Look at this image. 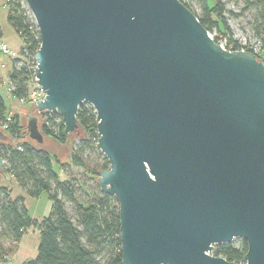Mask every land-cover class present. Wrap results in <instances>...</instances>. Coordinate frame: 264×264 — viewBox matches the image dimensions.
Instances as JSON below:
<instances>
[{"label":"water","instance_id":"water-1","mask_svg":"<svg viewBox=\"0 0 264 264\" xmlns=\"http://www.w3.org/2000/svg\"><path fill=\"white\" fill-rule=\"evenodd\" d=\"M25 2L45 93L28 139L47 140L43 112L77 138L92 107L121 264H235L211 252L236 238L245 264H264V62L224 49L179 0Z\"/></svg>","mask_w":264,"mask_h":264},{"label":"trees","instance_id":"trees-1","mask_svg":"<svg viewBox=\"0 0 264 264\" xmlns=\"http://www.w3.org/2000/svg\"><path fill=\"white\" fill-rule=\"evenodd\" d=\"M3 1H6L8 8V23L23 42L20 54L24 55L25 50L33 55L40 45L35 23L26 15L19 1ZM179 1L195 15L209 34L216 31L225 37L228 47L232 46L233 50L238 48V41L233 39L227 25L225 7L221 0H197L198 13L184 0ZM242 2L244 7L241 14L253 10L250 26L255 39L264 42V0ZM213 40L219 42L218 38ZM256 57L261 60L259 56ZM10 64L8 80L13 86L11 97L17 100L27 95V81L31 71L24 61L14 60ZM9 116L7 129L2 130L1 127ZM56 116L59 117L52 115ZM77 121L80 129L77 138L64 134L62 121L55 126V130L42 123L40 129L47 139L51 138L58 144H65L69 138L79 141L76 149L71 150L69 165L81 170L84 178L90 181L93 188L91 196L76 179L59 178L54 167V158L46 150L32 145L26 126L21 125L17 114L9 113L6 98L0 94V131L8 137L0 140V158L5 165L3 175L0 176L12 179L25 196L30 198H38L45 193L51 203L46 217L41 220L33 219L25 206L24 196L13 197V190L9 185H0V264L7 263L8 254L16 250L24 234L33 227L39 232L36 256L22 264H121L118 203L113 196L100 191L93 177L107 170L108 162L95 147L98 135L95 113L90 105L83 103L79 106ZM86 150L102 157V164L84 168L81 157ZM60 171H64L61 165ZM80 192L88 196L90 201H79ZM58 196L73 203L76 225L66 213ZM246 251V242L240 240L238 245H215L211 255L231 263L245 264L243 257Z\"/></svg>","mask_w":264,"mask_h":264},{"label":"rangeland","instance_id":"rangeland-1","mask_svg":"<svg viewBox=\"0 0 264 264\" xmlns=\"http://www.w3.org/2000/svg\"><path fill=\"white\" fill-rule=\"evenodd\" d=\"M3 0H0V32H1V40L7 45L10 50L15 52H19L23 46L22 39L20 36L14 31V29L10 26L7 20L8 8L6 5V1L3 5ZM19 1L21 7L25 10L26 15L31 18L34 22L32 15L26 5L25 0H17ZM191 8L198 13L199 5L197 0H184ZM212 2V1H211ZM225 7L224 16L226 18L227 25L230 29L231 36L235 40H246L252 41L255 39L252 28L250 26L251 16L253 14V10L246 11L243 15L241 14L244 4L242 0H221ZM212 38H218L219 41H223L225 37L216 31H212L210 33ZM7 66V67H6ZM11 64L4 65V67L0 66V81L2 84L7 83V80L4 79L6 74L10 71ZM3 75L5 77H3ZM3 78V79H2ZM0 94L5 97V92L0 90ZM40 121V120H39ZM41 122H39L40 124ZM26 125V124H25ZM41 125V124H40ZM26 134V132H25ZM26 138V137H25ZM27 139V138H26ZM77 139L69 138L65 144H58L53 141L51 138H48L44 144H36L32 143L33 146L39 149L46 150L53 158H54V167L58 172L59 178H72L76 179L81 183L85 191L92 195L93 188L91 186L90 181L84 178L82 175V171L76 167L69 165V158L71 155V150L76 149L78 145ZM10 143H14L12 140ZM99 152V151H98ZM83 161L84 168L89 169L95 165L102 164V157H97L93 155L91 152L86 150L81 157ZM60 165L63 166V172L60 171ZM5 167V165H4ZM4 177V176H3ZM94 180L98 177L97 175L93 176ZM9 177H7L8 179ZM5 180V185H9L12 188V196L15 197L19 194L24 196L25 198V206L28 209L30 217L36 220H41L43 217H46L50 211L51 203L47 199V195L42 193L38 198H30L25 196L23 190L12 180ZM59 199L63 202V208L66 213L71 218L74 225L77 224L76 216L74 212L73 203L64 200L61 196H58ZM79 201L88 202L90 198L86 196L83 192H80ZM241 239H234L231 244L238 245ZM39 243V232L36 228H30L22 237L19 242L16 250L11 254L9 253L7 256V263L5 264H22L26 261L32 260L36 256L37 247Z\"/></svg>","mask_w":264,"mask_h":264},{"label":"built area","instance_id":"built-area-1","mask_svg":"<svg viewBox=\"0 0 264 264\" xmlns=\"http://www.w3.org/2000/svg\"><path fill=\"white\" fill-rule=\"evenodd\" d=\"M218 44L228 51L250 52L255 56H259L264 62V42L260 41L259 39H254L252 41L238 40V48L236 50H233L232 46L228 47L225 40L219 41ZM14 60L24 61L28 65L29 70L31 71V74L27 81V95L23 98L17 99L16 101L21 105H30L32 107L35 102L42 101L45 98L44 91L37 84L36 79L33 75L34 69L37 65L35 61V53L33 55H30L24 50V55H22L20 54V52L10 50L0 38V66L4 67L5 62L10 63ZM3 85L4 84L0 83V90L4 91L5 94L8 95V97H11V93L13 91L12 84L8 81L6 83V86ZM54 114L59 115L58 113L53 112L39 113V120L42 124H45L46 126H52V129L55 130V126H57L62 121V118L60 115L59 117H52V115ZM9 122L10 116L7 117L6 123L1 127V129L6 130L8 125L7 123Z\"/></svg>","mask_w":264,"mask_h":264},{"label":"crops","instance_id":"crops-1","mask_svg":"<svg viewBox=\"0 0 264 264\" xmlns=\"http://www.w3.org/2000/svg\"><path fill=\"white\" fill-rule=\"evenodd\" d=\"M3 5H4V2H3ZM6 64H8V62H5V65ZM3 77H5V76L3 75ZM4 79H6L7 82L9 81L8 80V74H6V77ZM0 83H2V82L0 81ZM3 86H6V83ZM5 98H6V105H7V108L9 110V113L17 114L19 116L21 125L26 126L25 124L27 123V117L31 113V106L30 105H21L15 99L8 97V95H6V94H5ZM0 132L3 134L2 131H0ZM2 136L6 137L4 134ZM7 138L8 137H6V139ZM9 141H11V140H9ZM6 179H7V177L0 176V185H5ZM19 195H21V194H19Z\"/></svg>","mask_w":264,"mask_h":264}]
</instances>
